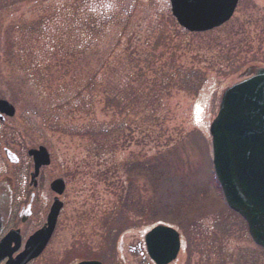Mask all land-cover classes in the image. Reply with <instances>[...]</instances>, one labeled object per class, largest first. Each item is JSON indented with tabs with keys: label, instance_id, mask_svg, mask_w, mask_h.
<instances>
[{
	"label": "rangeland",
	"instance_id": "obj_1",
	"mask_svg": "<svg viewBox=\"0 0 264 264\" xmlns=\"http://www.w3.org/2000/svg\"><path fill=\"white\" fill-rule=\"evenodd\" d=\"M260 68L264 0H239L202 34L179 28L168 0H0V98L15 107L0 123V182L27 200L26 153L39 145L52 157L41 213L49 183L65 182L54 234L31 264H152L143 238L160 224L180 235L170 264H264L223 201L208 133L223 91ZM32 211L26 230L44 219Z\"/></svg>",
	"mask_w": 264,
	"mask_h": 264
},
{
	"label": "water",
	"instance_id": "obj_2",
	"mask_svg": "<svg viewBox=\"0 0 264 264\" xmlns=\"http://www.w3.org/2000/svg\"><path fill=\"white\" fill-rule=\"evenodd\" d=\"M171 16L189 33H203L226 23L233 15L238 0H168ZM0 113L12 117L13 108L0 100ZM212 168L227 207L246 223L255 245L264 252V68L248 70L245 77L227 88L221 96L218 111L209 126ZM9 161L11 154L5 152ZM35 173L48 165L44 148L30 150ZM51 189L63 192L61 180ZM55 200L46 225L26 242L24 250L6 264H27L45 248L61 209ZM0 245V261L9 254ZM148 257L155 264H169L179 251V236L173 229L157 226L145 235ZM17 247H15L16 250ZM78 264H101L83 261Z\"/></svg>",
	"mask_w": 264,
	"mask_h": 264
},
{
	"label": "flooded vegetation",
	"instance_id": "obj_3",
	"mask_svg": "<svg viewBox=\"0 0 264 264\" xmlns=\"http://www.w3.org/2000/svg\"><path fill=\"white\" fill-rule=\"evenodd\" d=\"M0 99H4V98H0ZM8 103H10L13 106L15 112L14 105L10 101ZM14 116L15 114L13 115V117ZM10 119L11 118H8L4 114L0 113L1 124H8ZM38 147L39 146H36L35 148L38 149ZM35 148L31 147L29 149H35ZM6 151L9 152V154H11V156L14 157V158L11 157V161H8V158L5 155ZM4 155L7 162H9L10 164L12 165L19 164L20 158L17 155L11 153L9 150L5 149ZM29 160H30L31 170L30 172L28 171L29 191L27 190L28 191L27 200H26L27 195L24 191L23 192L25 194L21 193V195H15L11 187H7V185H4L3 182H0V242L7 234L11 233V242L9 244L8 250L12 251L13 249H15L16 246L18 247V249L11 254L12 257H15L17 254H19L23 249L25 241L45 224L47 214L49 212L51 203L53 202L54 199V194L51 192L50 189V184L53 181L52 180L49 183L48 188L52 193L53 197L51 199L49 206L48 207L46 206L44 211L41 213L39 200L41 194L45 192L42 176L49 166L39 168L38 173L35 175L34 178H32L31 175L34 174L33 162L31 158H29ZM42 188L44 189L41 190ZM16 203H19L18 210L16 209ZM32 210L39 211L41 215L44 216V219L42 221L37 222V224H35V227L33 229L26 230L27 220L32 216V212H33ZM14 218L19 220V224H17L15 220H13ZM5 262L6 261L3 260L0 262V264H5Z\"/></svg>",
	"mask_w": 264,
	"mask_h": 264
},
{
	"label": "trees",
	"instance_id": "obj_4",
	"mask_svg": "<svg viewBox=\"0 0 264 264\" xmlns=\"http://www.w3.org/2000/svg\"><path fill=\"white\" fill-rule=\"evenodd\" d=\"M124 68H122L121 66H120V70H123ZM115 71H116V69H115ZM30 85H32V83L30 84ZM198 88H196V90H197ZM80 97H82V95H77V96H72V98H65L66 100H68V102L70 103V101H72L73 102V104H74V100H78L80 103H79V105H82V106H84L85 104H84V98H82V99H80ZM151 100V99H150ZM161 99H159V101H160ZM111 102V103H110ZM72 104V103H71ZM108 104H111V105H108ZM114 105V107H115V110L113 111V112H117V113H119V115H120V110L118 109L119 108V106H120V104H119V102H117V97L116 96H112V97H108V100H107V104H106V107H110V106H113ZM123 110V109H122ZM130 111V109H126V114L128 113ZM153 113L154 114H156L157 112L156 111H153ZM123 123H118L116 126L119 128V127H121V125H122Z\"/></svg>",
	"mask_w": 264,
	"mask_h": 264
}]
</instances>
